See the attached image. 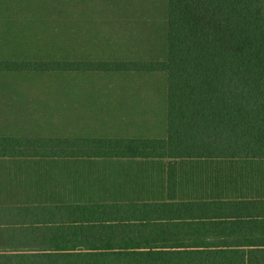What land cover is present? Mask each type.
<instances>
[{"label": "trees", "instance_id": "1", "mask_svg": "<svg viewBox=\"0 0 264 264\" xmlns=\"http://www.w3.org/2000/svg\"><path fill=\"white\" fill-rule=\"evenodd\" d=\"M164 60H0L3 72L160 71L163 137L0 134V159L264 158V0H167ZM0 202V264H264V199Z\"/></svg>", "mask_w": 264, "mask_h": 264}, {"label": "rangeland", "instance_id": "2", "mask_svg": "<svg viewBox=\"0 0 264 264\" xmlns=\"http://www.w3.org/2000/svg\"><path fill=\"white\" fill-rule=\"evenodd\" d=\"M166 3L0 0V7H7L12 18V27L0 29V60H164ZM166 108V76L160 71H0V134L163 137ZM224 163L218 161L215 165ZM212 164L200 167L204 169L196 172L197 179L217 173L208 169ZM253 176L264 179V173ZM155 180L149 188L157 190L160 185ZM195 181H183L182 189L214 193ZM247 181L254 182L251 178ZM95 190L96 194H104ZM34 191L2 180L0 175V202L17 196L26 199Z\"/></svg>", "mask_w": 264, "mask_h": 264}, {"label": "crops", "instance_id": "3", "mask_svg": "<svg viewBox=\"0 0 264 264\" xmlns=\"http://www.w3.org/2000/svg\"><path fill=\"white\" fill-rule=\"evenodd\" d=\"M10 15V10L7 7H0V29L12 27ZM2 22L10 24L3 25ZM211 161H224L225 163L218 166L215 165L217 162L212 164ZM205 164H212L208 169L218 172L212 173L210 178L197 179L196 172L204 169L200 167ZM0 165L2 180L5 178L12 183H19L21 187L26 186L36 190L28 194L29 198L24 199L17 196L14 198L15 200L7 201L8 203L109 202L125 204L160 201L165 198L167 193L170 167L175 170L177 200L264 199V179H256L253 176L264 173V158L167 160L160 158L46 157L0 159ZM190 165L192 166L190 167ZM237 174L245 176V178ZM12 176L15 179H12ZM248 178L253 179L254 182L247 181ZM190 179L196 180L194 182L196 185L200 186L202 183L201 186H207L214 193L209 195L199 192L197 194L192 189L184 191L182 183L190 181ZM154 180L158 181L160 185L157 190L149 188L151 184L153 185ZM95 189L104 191V194H96ZM215 189L220 192H215Z\"/></svg>", "mask_w": 264, "mask_h": 264}]
</instances>
